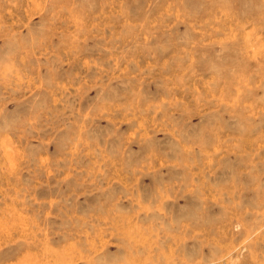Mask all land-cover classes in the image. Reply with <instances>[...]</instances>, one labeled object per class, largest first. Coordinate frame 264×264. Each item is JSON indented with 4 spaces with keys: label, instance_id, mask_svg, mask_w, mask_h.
Returning a JSON list of instances; mask_svg holds the SVG:
<instances>
[{
    "label": "rangeland",
    "instance_id": "1",
    "mask_svg": "<svg viewBox=\"0 0 264 264\" xmlns=\"http://www.w3.org/2000/svg\"><path fill=\"white\" fill-rule=\"evenodd\" d=\"M0 264H264V0H0Z\"/></svg>",
    "mask_w": 264,
    "mask_h": 264
}]
</instances>
